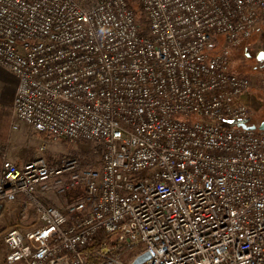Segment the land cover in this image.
<instances>
[{
  "label": "built area",
  "instance_id": "built-area-1",
  "mask_svg": "<svg viewBox=\"0 0 264 264\" xmlns=\"http://www.w3.org/2000/svg\"><path fill=\"white\" fill-rule=\"evenodd\" d=\"M136 1L140 22L128 0H0L11 128L99 152L17 163L0 145V202L37 214L7 231L1 264H264V131L238 126L252 85L230 66L264 0Z\"/></svg>",
  "mask_w": 264,
  "mask_h": 264
},
{
  "label": "rangeland",
  "instance_id": "rangeland-1",
  "mask_svg": "<svg viewBox=\"0 0 264 264\" xmlns=\"http://www.w3.org/2000/svg\"><path fill=\"white\" fill-rule=\"evenodd\" d=\"M245 46L232 47L230 66L234 72L249 77L252 86L241 96L240 101L253 108L254 115L248 118L247 121L259 124L264 120V60L260 57V53L264 52V32L260 35L256 34L249 42V56L243 54ZM11 105L7 106L11 109ZM44 141H46V148L41 150L40 147ZM4 148L7 158L17 163L40 157L45 158L48 162H58L67 156H77L79 158L87 150H90L88 145L81 140L71 142L49 137L47 134L32 130L28 124L23 122L19 123L18 128H11L9 141ZM98 156L99 153L95 158L96 164ZM83 191V187H75L61 193L49 190L46 192V200L63 208L67 201ZM36 223L37 214L33 206L23 198L0 202V264L6 253L4 237L7 231L13 227L29 229L35 226ZM140 249H143V245L129 249L127 252L130 251V256H132L131 254H136Z\"/></svg>",
  "mask_w": 264,
  "mask_h": 264
},
{
  "label": "trees",
  "instance_id": "trees-1",
  "mask_svg": "<svg viewBox=\"0 0 264 264\" xmlns=\"http://www.w3.org/2000/svg\"><path fill=\"white\" fill-rule=\"evenodd\" d=\"M129 1V5L130 7L133 9L136 20L138 22H140L141 20H143V8L141 6V4H139L136 0H128ZM264 30H260L255 32L251 37H249L248 39H246V41H244L241 45H239V47H241L242 45H246L243 49V54L245 56H249V42L253 39V36H256V34L260 35L261 33H263ZM263 37V36H262ZM230 59H231V55H230ZM241 74V73H238ZM244 75V74H242ZM11 121H12V117H11V109L5 105L2 104L0 102V145H2L3 147L6 146V144L9 141L10 138V132H11ZM48 136V135H47ZM52 137V136H49ZM54 138V137H53ZM99 152H95L90 150H87L86 153L82 154L81 156H79L82 165L83 166H95L97 165L95 163V158L97 156ZM2 153L0 152V163L2 161ZM46 203H49L48 200H46ZM104 235L103 231H100V237H102ZM130 248H128L127 250H129ZM126 250V251H127ZM130 253V251H129Z\"/></svg>",
  "mask_w": 264,
  "mask_h": 264
},
{
  "label": "crops",
  "instance_id": "crops-1",
  "mask_svg": "<svg viewBox=\"0 0 264 264\" xmlns=\"http://www.w3.org/2000/svg\"><path fill=\"white\" fill-rule=\"evenodd\" d=\"M7 70L0 66V102L11 105L17 87V77Z\"/></svg>",
  "mask_w": 264,
  "mask_h": 264
},
{
  "label": "water",
  "instance_id": "water-1",
  "mask_svg": "<svg viewBox=\"0 0 264 264\" xmlns=\"http://www.w3.org/2000/svg\"><path fill=\"white\" fill-rule=\"evenodd\" d=\"M238 126L244 127V128H248V129H259L264 131V120L261 121L259 124L257 123H252V124H247L245 122H238ZM149 258V254L147 252L142 253L141 255H139L131 264H139L145 260H147Z\"/></svg>",
  "mask_w": 264,
  "mask_h": 264
},
{
  "label": "flooded vegetation",
  "instance_id": "flooded-vegetation-1",
  "mask_svg": "<svg viewBox=\"0 0 264 264\" xmlns=\"http://www.w3.org/2000/svg\"><path fill=\"white\" fill-rule=\"evenodd\" d=\"M260 57L264 60V52L260 53Z\"/></svg>",
  "mask_w": 264,
  "mask_h": 264
}]
</instances>
